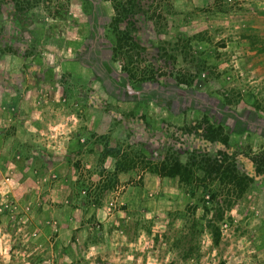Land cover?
Instances as JSON below:
<instances>
[{
	"label": "rangeland",
	"instance_id": "1",
	"mask_svg": "<svg viewBox=\"0 0 264 264\" xmlns=\"http://www.w3.org/2000/svg\"><path fill=\"white\" fill-rule=\"evenodd\" d=\"M56 2L0 4V264H264V0H143L121 49L109 0ZM206 155L240 182L147 168Z\"/></svg>",
	"mask_w": 264,
	"mask_h": 264
},
{
	"label": "trees",
	"instance_id": "2",
	"mask_svg": "<svg viewBox=\"0 0 264 264\" xmlns=\"http://www.w3.org/2000/svg\"><path fill=\"white\" fill-rule=\"evenodd\" d=\"M112 8H113V16L110 22V28L113 31L116 39V43L121 49L120 40L122 37H126L125 33H123L122 29L120 28L119 23L123 21L125 17L130 14L140 12L144 10V3L143 0H109ZM4 2H10L14 5L16 9L25 10V9H32L35 7H39L42 5L43 8L46 10H55L56 8L63 7L62 3L56 2V0H0V4ZM152 2V1H151ZM53 14V13H49ZM123 34V35H122ZM116 45V46H117ZM117 47L114 48V51H117ZM127 68V67H126ZM133 75V73H131ZM209 129L211 132L210 140L220 137L223 139V130L220 126L213 127L209 125ZM216 129L218 130L216 134ZM104 156H111L115 158V168L114 174L108 178V181L103 183L101 190L111 188L113 184L117 182V173L119 171L128 170L131 166H135V160L128 158L129 154L127 153H120V149L116 147H107L105 152H103ZM148 162L147 168L151 172H155L159 175L168 176L172 178H177L179 182L184 183L185 185H189L193 183V181L197 179H201L203 181L206 176L213 175L215 177L218 176H226L228 179L236 182H240L239 178L241 177L237 173V169L235 163H231L230 166L225 164L224 159L218 158L217 156L211 157L206 155L204 159H199L195 161L193 159L182 162L178 158H174L173 160L170 159H162L156 163ZM199 170L204 171L203 177H199L197 172ZM217 264H226L224 261H220Z\"/></svg>",
	"mask_w": 264,
	"mask_h": 264
}]
</instances>
